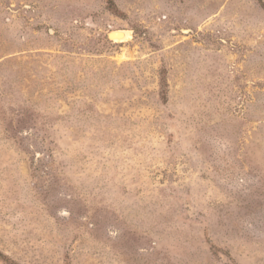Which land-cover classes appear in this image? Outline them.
I'll use <instances>...</instances> for the list:
<instances>
[{
  "label": "rangeland",
  "instance_id": "obj_1",
  "mask_svg": "<svg viewBox=\"0 0 264 264\" xmlns=\"http://www.w3.org/2000/svg\"><path fill=\"white\" fill-rule=\"evenodd\" d=\"M0 264H264V0H0Z\"/></svg>",
  "mask_w": 264,
  "mask_h": 264
},
{
  "label": "bare ground",
  "instance_id": "obj_2",
  "mask_svg": "<svg viewBox=\"0 0 264 264\" xmlns=\"http://www.w3.org/2000/svg\"><path fill=\"white\" fill-rule=\"evenodd\" d=\"M110 35L115 36L113 40L122 41V40L127 39V37H129V31L115 29L110 32Z\"/></svg>",
  "mask_w": 264,
  "mask_h": 264
},
{
  "label": "water",
  "instance_id": "obj_3",
  "mask_svg": "<svg viewBox=\"0 0 264 264\" xmlns=\"http://www.w3.org/2000/svg\"><path fill=\"white\" fill-rule=\"evenodd\" d=\"M118 30H126V29H118ZM113 31V30H112ZM128 31V30H127ZM111 32V31H110ZM110 32L108 33V37L112 40V41H114L113 39L115 38V36H112V35H110Z\"/></svg>",
  "mask_w": 264,
  "mask_h": 264
}]
</instances>
